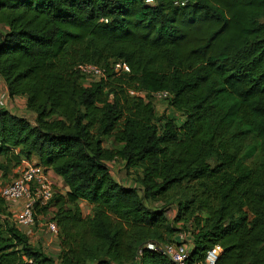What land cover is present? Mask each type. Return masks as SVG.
<instances>
[{"label": "trees", "instance_id": "1", "mask_svg": "<svg viewBox=\"0 0 264 264\" xmlns=\"http://www.w3.org/2000/svg\"><path fill=\"white\" fill-rule=\"evenodd\" d=\"M0 80L24 106L1 102L0 169L65 186L34 217L51 215L54 255L0 199V264H175L148 243L264 264V0H0Z\"/></svg>", "mask_w": 264, "mask_h": 264}, {"label": "built area", "instance_id": "2", "mask_svg": "<svg viewBox=\"0 0 264 264\" xmlns=\"http://www.w3.org/2000/svg\"><path fill=\"white\" fill-rule=\"evenodd\" d=\"M79 69L88 80L105 78V70L96 65H82ZM114 70L117 73L129 72L127 65L123 62L116 63ZM130 94L132 95L133 92ZM168 97L167 92L153 94V99L158 101ZM52 179L53 176L46 168L22 159L14 179L0 188V199L9 207L11 220L18 228L34 226L36 207L46 206L53 197ZM45 227L48 233L54 237L57 236L58 229L53 222L48 221ZM147 249L162 253L175 264H188L189 251L185 246H157L154 243H148ZM219 253L218 248L207 252L204 264H215Z\"/></svg>", "mask_w": 264, "mask_h": 264}, {"label": "rangeland", "instance_id": "3", "mask_svg": "<svg viewBox=\"0 0 264 264\" xmlns=\"http://www.w3.org/2000/svg\"><path fill=\"white\" fill-rule=\"evenodd\" d=\"M4 101H5L4 107L10 110L11 112L18 113L24 110L23 102L21 100L16 99L15 102L14 101L8 102V99L6 97ZM0 105L3 104L0 103ZM154 106H155L156 115L159 117L164 115H170L169 113L172 112V110L168 107L167 102L164 100H159V101L154 100ZM110 141L111 140L105 141L104 146L107 148H113L114 145H112ZM0 164H6V161L2 156L0 157ZM9 165L10 166H8L7 170L0 169L1 187L12 181L18 172V166L13 167L12 163ZM112 166H113L112 176L116 181H118L120 184H124L128 186L132 184L131 182H129V180L130 179L133 180V176L129 177L125 175L123 166L120 162H116ZM50 175L53 176L52 181L54 184V191L56 193L64 194L65 186L61 181V179L56 177L51 172ZM80 208L82 215H87L90 212V208L84 203H80ZM173 215H174V211L168 212L169 218L173 217ZM50 218H51L50 214L47 215L46 217L37 214L35 225L29 228H22V229L25 232H28L29 237L32 239L33 243H38L46 253L54 255L58 251V241L56 237H54L53 235H51L46 231V227H45L46 223L49 221Z\"/></svg>", "mask_w": 264, "mask_h": 264}, {"label": "crops", "instance_id": "4", "mask_svg": "<svg viewBox=\"0 0 264 264\" xmlns=\"http://www.w3.org/2000/svg\"><path fill=\"white\" fill-rule=\"evenodd\" d=\"M7 97L6 93H5V88H4V84L3 82L0 80V103L2 102H5L4 99ZM8 99V98H7ZM16 99H14V102H15ZM19 100V99H18ZM11 102L13 100H8V102ZM13 107V106H12Z\"/></svg>", "mask_w": 264, "mask_h": 264}, {"label": "water", "instance_id": "5", "mask_svg": "<svg viewBox=\"0 0 264 264\" xmlns=\"http://www.w3.org/2000/svg\"><path fill=\"white\" fill-rule=\"evenodd\" d=\"M22 116H24V115L22 114Z\"/></svg>", "mask_w": 264, "mask_h": 264}]
</instances>
